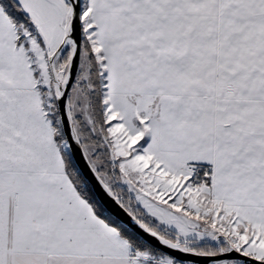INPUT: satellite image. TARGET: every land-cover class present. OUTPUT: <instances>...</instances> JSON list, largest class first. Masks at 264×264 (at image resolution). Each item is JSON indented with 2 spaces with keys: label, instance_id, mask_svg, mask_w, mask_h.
I'll use <instances>...</instances> for the list:
<instances>
[{
  "label": "snow or ice",
  "instance_id": "obj_1",
  "mask_svg": "<svg viewBox=\"0 0 264 264\" xmlns=\"http://www.w3.org/2000/svg\"><path fill=\"white\" fill-rule=\"evenodd\" d=\"M0 264H264V0H0Z\"/></svg>",
  "mask_w": 264,
  "mask_h": 264
}]
</instances>
